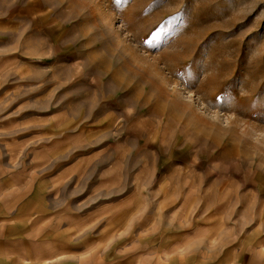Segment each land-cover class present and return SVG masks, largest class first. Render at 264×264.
I'll return each mask as SVG.
<instances>
[{"label":"rangeland","instance_id":"rangeland-1","mask_svg":"<svg viewBox=\"0 0 264 264\" xmlns=\"http://www.w3.org/2000/svg\"><path fill=\"white\" fill-rule=\"evenodd\" d=\"M0 130L59 208L264 264V0H0Z\"/></svg>","mask_w":264,"mask_h":264},{"label":"crops","instance_id":"crops-1","mask_svg":"<svg viewBox=\"0 0 264 264\" xmlns=\"http://www.w3.org/2000/svg\"><path fill=\"white\" fill-rule=\"evenodd\" d=\"M4 151L5 144L0 143V152ZM44 180L15 170L0 156V264L220 262L222 253L214 247L208 255L211 242H206L202 227L169 232L163 241L154 225L144 234L142 225L127 226L124 221L119 225L104 209L59 208L56 196L53 204L48 198Z\"/></svg>","mask_w":264,"mask_h":264}]
</instances>
